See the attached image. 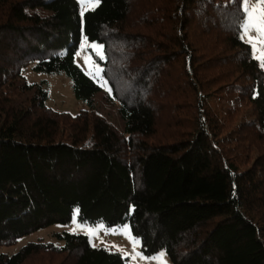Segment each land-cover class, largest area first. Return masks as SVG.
<instances>
[{"label": "trees", "instance_id": "trees-1", "mask_svg": "<svg viewBox=\"0 0 264 264\" xmlns=\"http://www.w3.org/2000/svg\"><path fill=\"white\" fill-rule=\"evenodd\" d=\"M244 0H0V245L54 224H129L172 264H264V69ZM103 44L120 128L77 64ZM66 74L85 108L49 107ZM0 264H127L88 235L54 233Z\"/></svg>", "mask_w": 264, "mask_h": 264}, {"label": "rangeland", "instance_id": "rangeland-1", "mask_svg": "<svg viewBox=\"0 0 264 264\" xmlns=\"http://www.w3.org/2000/svg\"><path fill=\"white\" fill-rule=\"evenodd\" d=\"M78 1L81 14L97 6L94 0ZM260 3L261 0H248L250 8L256 7ZM243 29V39L251 45L253 56L259 60L261 67L264 69V39L255 30L246 32L245 28ZM105 60L106 55L103 44L90 42L84 37L76 55L77 64L102 87V91L96 96L99 113L122 128L123 121L119 116L120 103L114 97L111 85L104 75ZM24 75L31 83H39L43 80L47 81L49 92L47 103L49 107L70 113H77L79 110L85 108V105L76 98L73 90V81L66 74L36 72L30 66L25 69ZM64 230L86 234L93 246H102L111 251L120 252L124 257L128 258L127 264H172L166 250H161L152 256H145L141 249V240L133 235L129 224L108 229L103 223L91 225L79 221L77 212L74 213L70 223L54 224L21 237L15 244L0 245V253L13 254L22 246L32 241H55L54 233Z\"/></svg>", "mask_w": 264, "mask_h": 264}, {"label": "snow or ice", "instance_id": "snow-or-ice-1", "mask_svg": "<svg viewBox=\"0 0 264 264\" xmlns=\"http://www.w3.org/2000/svg\"><path fill=\"white\" fill-rule=\"evenodd\" d=\"M94 3L98 4L99 0H94ZM244 10L247 13V23L244 25L245 31L255 30L264 39V0H261L258 6L251 8L248 5V0H244Z\"/></svg>", "mask_w": 264, "mask_h": 264}]
</instances>
